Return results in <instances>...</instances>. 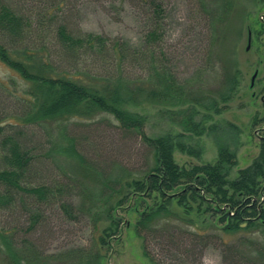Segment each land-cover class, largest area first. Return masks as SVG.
<instances>
[{
    "label": "trees",
    "instance_id": "1",
    "mask_svg": "<svg viewBox=\"0 0 264 264\" xmlns=\"http://www.w3.org/2000/svg\"><path fill=\"white\" fill-rule=\"evenodd\" d=\"M190 2L191 10L204 24L201 53L195 68L179 76L175 59L166 48L167 15L160 0H139L142 33L135 42L71 28L60 17L64 0H0V63L24 83L19 91H11L10 81L0 79V264H99V247L107 245L111 234L120 232L119 224L125 222L117 213L127 210L124 203L130 205L128 211L133 208L138 212L144 197L154 196L162 202L146 206L140 213L135 223L139 231H149L174 215L168 206L172 199L179 206L200 200L216 217L222 236H238L235 243H224L223 258L264 264V114L260 119V152L234 180L229 181L228 176L237 164L236 152L221 139L213 164L180 168L173 159L175 149L195 158L201 156V149L187 145L183 138L216 129L203 125L208 116L199 118V109L206 114L219 113L238 84L236 47L229 45L237 21L233 18L234 3ZM142 103L186 105L157 111V116L182 132L148 135L144 131L147 117L129 110V106ZM102 113L140 137L149 150L150 161L142 180L122 184L125 170H115L107 172L108 179L99 181L97 177L104 172L85 164L61 124L48 151H43L36 133L25 129L72 118L91 119ZM232 132L236 137L237 128ZM57 142L62 144L57 146ZM43 158L49 159L60 175H68L67 182L48 183ZM68 161L77 173L66 171ZM123 188V197L114 201ZM74 191L83 197L81 209L85 207L86 212L105 208L110 227L94 236L90 249L47 254L33 233L48 207L56 205L68 217L74 216L72 205L67 203ZM92 218L96 223L98 215ZM93 228L96 230L95 225Z\"/></svg>",
    "mask_w": 264,
    "mask_h": 264
},
{
    "label": "rangeland",
    "instance_id": "2",
    "mask_svg": "<svg viewBox=\"0 0 264 264\" xmlns=\"http://www.w3.org/2000/svg\"><path fill=\"white\" fill-rule=\"evenodd\" d=\"M18 1L27 3L48 0ZM160 1L167 15L166 48L175 59L177 74L185 76L195 68L197 57L201 53L199 40L204 31L203 21L201 16L196 17L191 10V0ZM138 2L139 0H64L60 17L73 29L80 28L85 32L135 42L142 33L143 20ZM232 2L236 8L233 18L237 20L233 30H237V33L231 31L232 42L229 45L236 47L233 52L238 81L236 91L225 104L226 108L219 113L206 114L199 109V118L208 116L203 125L216 128H207L199 137L183 138L187 145L201 149L199 158L188 156L177 149L173 152V159L180 168L213 164L218 154L217 141L221 139L228 142L237 158L236 166L229 173V181L236 179L238 171L249 167L257 158L260 152L259 137L262 136L259 131L262 127L260 119L264 114V0ZM248 33L251 34L249 49ZM255 72L257 76L251 87ZM13 75L0 63V79L10 81L7 83L11 91H19L24 83ZM182 106L186 105L142 103L129 106V110L147 117L144 131L148 135L168 133L174 136L181 133V129L157 116V111ZM60 124L66 127L65 135L74 142L76 149L86 160L85 164L104 172L103 176L100 175L101 178L97 177L99 181L108 179V175L115 170H125L126 176L122 184L142 180L150 161L149 150L140 137L122 129L112 116L102 113L91 119L72 118L63 123L31 125L25 129L33 131L34 135L36 133L43 151H48L50 141L57 135ZM235 127L237 135L233 137L231 135L234 134L232 131L236 130ZM58 144L62 142H57V146ZM53 149L51 154L55 152L56 146ZM67 163L66 171L69 174L77 173L75 165L69 161ZM45 164L49 172L48 183L51 180L67 182L69 176L60 175L49 159ZM124 189L116 194L114 201L123 197ZM144 198V203L138 205V212L133 208L128 211L130 205L127 202L123 205L127 210L120 209L117 212L123 220L125 218V222L119 224L120 232H108L112 233V237L107 240V245L99 247V264H257L251 259L237 258L232 261L229 257L223 258L226 244L235 243L238 236H222L218 231L216 217L206 211L207 204L200 200L179 206L177 200L172 199L168 206L174 215L160 220L149 231H139L135 223L139 220L140 213L146 206L149 208L162 202L159 196ZM67 201L72 205L73 217H68L56 205L48 207L43 210L45 217L39 229L33 233L40 249L47 254L65 255L71 250L90 249L94 244V236L110 227L105 208H90L86 212L85 207L81 209L83 197L75 191L68 196ZM94 215H98L96 223L91 220ZM94 225L96 230H93Z\"/></svg>",
    "mask_w": 264,
    "mask_h": 264
},
{
    "label": "water",
    "instance_id": "3",
    "mask_svg": "<svg viewBox=\"0 0 264 264\" xmlns=\"http://www.w3.org/2000/svg\"><path fill=\"white\" fill-rule=\"evenodd\" d=\"M250 41H251V34L248 33V46H247V49H249ZM255 77H256V72L254 73V75L252 77L251 85L253 84V81H254Z\"/></svg>",
    "mask_w": 264,
    "mask_h": 264
}]
</instances>
